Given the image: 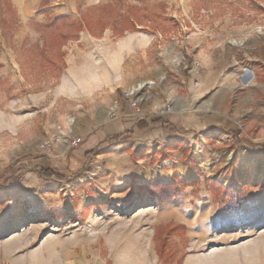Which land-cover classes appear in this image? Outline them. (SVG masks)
Masks as SVG:
<instances>
[{
	"label": "rangeland",
	"instance_id": "1",
	"mask_svg": "<svg viewBox=\"0 0 264 264\" xmlns=\"http://www.w3.org/2000/svg\"><path fill=\"white\" fill-rule=\"evenodd\" d=\"M11 2L13 24L0 20V238L27 221L44 230L93 234L108 263L104 237L121 231L125 247L134 250L133 264H183L203 254L201 264H264V127L240 126L251 114L248 106L264 97V65L236 56L254 37L264 39V0ZM93 6L104 7L92 12L95 28L100 15L112 23L115 9L133 10L148 27L118 34V24L100 36L84 29L64 46L59 78L26 80L19 48L43 45V24L55 16L78 19ZM193 53L208 56V67H191ZM195 75L210 87L188 109H210L217 119L210 126L195 125L194 113L181 108L175 114ZM224 77L226 86L219 83ZM146 80L155 85L136 94L143 103L132 113L125 92ZM224 96L228 109L220 105ZM116 101L121 108L112 116ZM126 116L164 122L146 133L110 135L65 181L45 180L35 170L40 157L54 164L57 151L64 152L68 143L56 142L60 130L81 135L73 148L82 149L90 134ZM227 116L240 120L237 130L223 123ZM118 135L121 141L112 143ZM45 141L54 145L51 155L40 151ZM175 176L186 186H171Z\"/></svg>",
	"mask_w": 264,
	"mask_h": 264
},
{
	"label": "crops",
	"instance_id": "2",
	"mask_svg": "<svg viewBox=\"0 0 264 264\" xmlns=\"http://www.w3.org/2000/svg\"><path fill=\"white\" fill-rule=\"evenodd\" d=\"M254 38L255 40L252 38L254 41H252L253 43L249 42V44L252 43L251 46L247 44L245 47L236 48V56L238 54L240 59L246 60L245 64H249L248 62H250V65H252L256 64V62H261L264 65V39ZM192 55L195 59H200L203 67H208V56H200L199 53H193ZM257 68L258 67H255V70ZM260 76V73L259 76L255 75V79L257 80ZM208 81L210 80L202 79L199 75L194 76L192 82L194 84L197 82L199 89L195 88L194 84H192V92L186 96L185 103L183 101L179 103V99L176 100V116H179V109L181 108L184 112L194 113L191 119L192 122H195V125L198 120V124L201 127L210 126L217 121L216 118L211 117V112L208 108L188 109L191 103L194 104L201 101H197L196 99L200 94L205 95L207 91L205 88L210 87L208 86ZM219 83L226 86L227 78H221ZM226 103V96H224V98L221 97L220 105L222 108L227 106ZM185 106L187 110H185ZM248 108L251 114L247 117H243L244 120L242 119L240 126H249L250 128L256 125L258 128H263L264 97L254 100ZM226 109L228 108L226 107ZM126 112H128L126 114L130 113L128 110H126ZM126 118L128 119L125 120L122 117L115 118L108 122L100 131L90 134V136H88V142L84 144L82 149H74L71 145H66L65 148V145H60L58 150L62 148H65V150L63 153L57 151L56 155L59 160L55 159L56 162L52 164L49 158L40 157V160L35 162L40 164L36 171L39 173L42 167L45 169L55 168L62 175L74 176L87 162L85 153L99 146L98 143H100V141H104L112 134H125L126 132L131 133L136 131L146 133L150 127L154 126L151 124L142 128L140 125L139 127L136 125L139 120H143V124L149 122L145 117L139 118L138 120L132 118V116H126ZM237 121H240L237 120V117L231 118L227 116V118L225 117L223 119V123L234 131L237 130L239 124ZM59 162L60 164H58ZM20 221L21 219L17 220V222ZM20 224L21 226L19 229L12 228L10 232H6L5 235L0 238V264H133L130 260V256L134 255V250L125 247L127 243H125V238H123L124 232H112L110 235L104 237L105 247L109 251L108 257L112 261L108 263V259L100 255V249L94 246V241L98 240H93V234L91 236L85 235L81 228L44 230V228L36 227V225H30L31 223L27 221L25 223L21 222ZM3 225L10 226L8 222H4ZM23 225L25 227H23ZM145 237V235H142V238ZM141 240L140 238L139 243H141ZM205 256V254L199 255L197 258H194V256H187L183 264H201L202 261L207 260Z\"/></svg>",
	"mask_w": 264,
	"mask_h": 264
},
{
	"label": "trees",
	"instance_id": "3",
	"mask_svg": "<svg viewBox=\"0 0 264 264\" xmlns=\"http://www.w3.org/2000/svg\"><path fill=\"white\" fill-rule=\"evenodd\" d=\"M3 2V3H2ZM111 4L109 5V7ZM99 8H104L101 6H93L86 8L81 12L80 18H73L68 15H57L50 22L43 24V29L46 30L42 35L44 36L43 45L39 42H35L32 45L24 43V45L19 48V52L22 55L20 66L22 69V74L26 80H49L59 78L60 72L66 68V63L64 60L63 48L67 42L72 40H77L84 29H87L92 35L100 36L104 33L107 28H118V24L121 25V29L118 34H123L125 31H143L148 26L138 20L136 15L129 10L126 13L121 14L118 9L113 10L112 23L110 22V17L105 18L104 16H99L97 19L101 21V24L95 28L91 22H93V11ZM16 10L11 0H0V20L7 24H13L16 18ZM115 23V26H114ZM155 29H157L155 27ZM1 68V66H0ZM51 74V75H50ZM51 76V77H50ZM162 118L154 119L151 122H145L139 120L137 126L139 125L144 128L150 124L163 123ZM233 134L235 132L231 130ZM121 135L112 138V143L120 142ZM96 151L91 149L85 153L87 162L92 159ZM19 162V161H18ZM37 170L38 166L35 167ZM40 176L45 180H57L65 181L67 176L62 175L55 168L45 169L42 167L39 171ZM174 184L171 186L178 187L186 186L179 176H175ZM193 183V182H192ZM146 189H150L149 186H145ZM233 193V191H231Z\"/></svg>",
	"mask_w": 264,
	"mask_h": 264
},
{
	"label": "built area",
	"instance_id": "4",
	"mask_svg": "<svg viewBox=\"0 0 264 264\" xmlns=\"http://www.w3.org/2000/svg\"><path fill=\"white\" fill-rule=\"evenodd\" d=\"M186 55H182V61H186ZM200 62L198 60L193 59L191 61V67L193 66L194 68H199L200 67ZM147 83V84H146ZM141 84L134 86L132 88H130L128 91L125 92V100L127 103H129V107L132 108V113L135 111H139V108L141 106V104L143 103V99L142 98H136V94L140 91H142L144 88H148L151 87L153 85H155L154 81H148V82H144L142 84V86L140 87ZM135 88V89H133ZM121 108V104L116 101L115 105H113L111 107L110 110V114L112 116H116L118 111ZM56 142L57 143H68L67 145H71L72 147H76L78 145H80L82 143V139L80 137H74L70 134H67L65 131L60 130V134L58 136H56ZM54 150V145L51 141H45L40 145V151L47 154V155H51L52 152Z\"/></svg>",
	"mask_w": 264,
	"mask_h": 264
},
{
	"label": "bare ground",
	"instance_id": "5",
	"mask_svg": "<svg viewBox=\"0 0 264 264\" xmlns=\"http://www.w3.org/2000/svg\"><path fill=\"white\" fill-rule=\"evenodd\" d=\"M139 34V33H138ZM140 35V34H139ZM246 74H244L245 76H247L248 75V72H247V70H246V72H245ZM250 77L251 76H248V78H247V83H249L250 82ZM149 80H146V82H148ZM142 82V81H141ZM141 82L140 83H137V84H141ZM147 84V83H146ZM142 86V84L140 85V87ZM132 87H134V85L132 86ZM152 87V86H151ZM130 88V87H129ZM133 89H135V88H133ZM72 120V119H71ZM68 131H72L71 129H69ZM231 155V154H230ZM229 155V156H230ZM161 176V172L159 171V170H157V177L159 178Z\"/></svg>",
	"mask_w": 264,
	"mask_h": 264
}]
</instances>
